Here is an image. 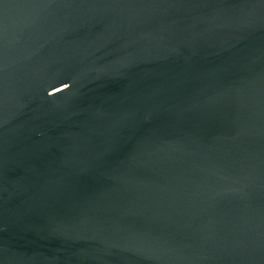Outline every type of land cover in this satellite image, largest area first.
Wrapping results in <instances>:
<instances>
[{"label":"water","instance_id":"95a60500","mask_svg":"<svg viewBox=\"0 0 264 264\" xmlns=\"http://www.w3.org/2000/svg\"><path fill=\"white\" fill-rule=\"evenodd\" d=\"M0 264H264V0H0Z\"/></svg>","mask_w":264,"mask_h":264}]
</instances>
